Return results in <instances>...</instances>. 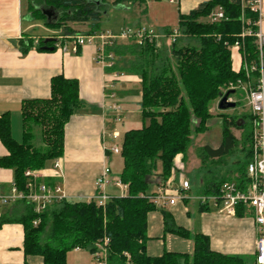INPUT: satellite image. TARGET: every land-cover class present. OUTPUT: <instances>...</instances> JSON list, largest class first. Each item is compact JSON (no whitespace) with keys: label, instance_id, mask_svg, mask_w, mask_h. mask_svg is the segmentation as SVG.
Wrapping results in <instances>:
<instances>
[{"label":"trees","instance_id":"trees-1","mask_svg":"<svg viewBox=\"0 0 264 264\" xmlns=\"http://www.w3.org/2000/svg\"><path fill=\"white\" fill-rule=\"evenodd\" d=\"M29 4L31 18L37 14L44 20L40 8H50L59 14L56 23H44L47 29L58 32L52 36L55 41L46 43L45 39H39L37 50L54 49L57 41H65L64 37L101 33L99 22L109 8L105 0H30ZM215 10H220L223 18L205 22ZM256 19L247 0H208L186 15L179 14L176 29L180 37L169 45L172 66L165 48L152 36L145 37L141 44L132 39L117 40L106 48L115 58L114 66L107 71L139 79L140 114L148 120L146 126L129 129L122 136L119 155L122 168L118 177L126 187V194L111 197L103 208L94 200L63 199L40 214L31 205L17 202L21 213L12 220L23 226L24 255L40 256L43 264H65L69 251L83 249L92 253L94 245L106 238V264H189V261L190 264H246L241 257L213 251L207 236L201 233L191 236L174 225L170 214L164 211L165 232L191 239L192 254L164 252L158 257L148 256L146 216L157 206L149 200L147 191L150 185H163L168 180L177 156H182L184 161L191 133L206 131L212 104L217 103L220 93L237 81L256 87L258 72H250L246 78L244 70L245 65H257L259 60L255 38L246 34L257 30ZM77 25H86V31L74 28ZM171 32L164 31L166 38ZM181 40H187L186 44L178 45ZM19 46L26 52L33 47V41L27 39L19 42ZM234 48L241 58L237 71L231 58ZM262 59L264 64V48ZM235 103L234 109L243 105L240 100ZM80 107L77 82L57 75L50 79L47 98L21 102L20 142L11 137L8 114L0 116V142L7 151L0 158V168L12 171L17 189H24L26 170H40L46 162L63 155L64 126ZM226 113L217 114L222 123L219 146L204 145L197 152L202 173L200 194L215 193L226 182L239 186L247 182L252 116ZM35 128L40 129L38 147L34 143ZM232 129L241 132L239 140ZM157 162L161 170L158 174L155 173ZM201 209L208 207L201 205ZM235 216H250V212L240 206ZM12 220L1 219L0 223ZM36 220L37 224L33 225Z\"/></svg>","mask_w":264,"mask_h":264},{"label":"crops","instance_id":"crops-1","mask_svg":"<svg viewBox=\"0 0 264 264\" xmlns=\"http://www.w3.org/2000/svg\"><path fill=\"white\" fill-rule=\"evenodd\" d=\"M157 1L111 0L108 6L112 4L119 6L120 9L136 8L139 10V18L135 19V25L139 27L140 23H145L159 29L161 33L163 30L176 28L179 14L186 15L208 0H166L168 5H172L171 9L176 7L174 13H169V16L165 11L158 9ZM29 2L30 0H0V116L8 114L11 137L20 142L21 102L47 98L50 79L54 76L62 75L66 79L75 80L81 107L64 126L63 155L57 160L46 162L37 173L40 182L60 185L65 199L88 200L96 193V178L114 156L106 150L114 144L109 138V128H114L117 122L113 121L115 115L110 109L113 100L106 97L110 94L114 96V101L120 108L119 121L129 120L132 114L140 113V90L127 89V84H123L122 89L115 90L113 85L124 81L138 83L140 81L128 74L118 78L110 75L109 71L95 62L94 45H85L76 53H71L63 51L61 49L63 43L57 41L52 50H37L36 44L39 39L52 37L58 32L46 29L47 31L42 34H30L32 25ZM173 18L176 23L167 27V22L173 21ZM260 30L264 34V20ZM163 33L159 35L160 42L168 40L165 35L162 36ZM27 39L33 41V47L23 52L19 42ZM64 44L70 48V42L64 41ZM231 53L232 64L237 71L241 66V58L235 48ZM230 100L236 102L231 97ZM240 101L243 105L237 108V114H249L246 99L241 98ZM6 154L7 151L0 142V158ZM181 158L178 156L177 160L184 165ZM158 166L156 165V174L161 171L160 164ZM175 178L174 175L163 185L152 184L149 187L152 195L160 191L171 196L175 195L174 190H179L180 193L173 204L159 202L157 209L147 214L146 254L151 257L161 256L164 252L188 256L192 254L191 239L165 232L162 213L164 211L170 214L174 225L187 230L191 236L195 233L207 236L213 251L229 256H252L254 261L255 226L251 216H229L212 207L202 210L195 199V195H200L197 193L200 192V188L193 194L190 193V187L188 190H181ZM12 183V171L0 168V194L9 193ZM106 193L110 197H118L125 195L126 191L109 187ZM20 213L16 203L2 205L0 222L1 219H15ZM22 246L23 226L14 220L0 223V264H43L40 256L24 255ZM65 264L95 262L89 251L73 249L66 254Z\"/></svg>","mask_w":264,"mask_h":264},{"label":"built area","instance_id":"built-area-1","mask_svg":"<svg viewBox=\"0 0 264 264\" xmlns=\"http://www.w3.org/2000/svg\"><path fill=\"white\" fill-rule=\"evenodd\" d=\"M247 4L252 12L257 15L254 23L257 30L255 32L247 31V35H252L255 38V44L258 51V64H252L249 67L244 66L246 78L249 77L250 72L256 71L259 74V79L256 87L241 81L236 84H230L228 90H239L244 93L247 106L251 113V142H250V159L246 166L247 182L243 186H239L234 182L223 183L217 192L211 194H200L195 197L200 205L212 207L219 212L229 216H235L238 207H243L250 212V216L255 226V242H254V264H264V64L262 59L264 48V34L260 30L262 21L264 20V3L263 0H247ZM223 15L220 10L212 14L211 20L216 21L222 19ZM154 37L159 39L160 36L154 35L151 30H142L140 28H124L118 36H113L108 32H101L99 34H80L75 36L64 37L65 42H70L68 49L63 43L61 49L76 53L79 48L85 45H94L96 48L95 62L99 64L104 70L111 69L115 62L113 54L106 51L107 47L112 46L113 42L117 40H134L137 44H141L145 37ZM180 37L179 31L174 28L169 35V40L172 42ZM53 38V37H47ZM58 39H62L59 37ZM114 78L123 76V74L110 72ZM106 98L113 100L111 102V111L114 113V122L119 120L120 108L114 101L113 95H108ZM111 140H117L119 133L113 130L109 133ZM114 155H120L121 144H112L107 150ZM178 157V156H177ZM174 159V167L171 170L170 177L174 176L175 171L182 169V162ZM26 184L23 190L17 189L14 182L11 185L10 192L7 194H0V206L6 204H13L17 202H25L33 207V211L40 214L46 211L52 204L65 199L60 185L47 184L39 181V174L37 171L26 170L24 172ZM169 177V178H170ZM168 178V179H169ZM180 185L181 190H188L189 183L182 180ZM96 193L88 199L94 200L96 205L104 207L105 203L111 197L106 193L109 187H116L126 191V187L121 183L119 178L113 177L110 174L109 168L105 165L95 180ZM175 195L171 196L164 191H160L156 195L149 196L156 206L159 202H167L173 204L175 199L179 196V190H174ZM124 196V195H121ZM37 220L33 225L37 224ZM95 250L91 253L95 264H106L107 256V239L105 238L101 243L94 245Z\"/></svg>","mask_w":264,"mask_h":264},{"label":"rangeland","instance_id":"rangeland-1","mask_svg":"<svg viewBox=\"0 0 264 264\" xmlns=\"http://www.w3.org/2000/svg\"><path fill=\"white\" fill-rule=\"evenodd\" d=\"M111 0H105V3L108 5V3ZM159 3L158 9H161L162 11H165L167 15L169 16L170 14H173L176 9V7L172 8V5H168L166 0H158ZM114 5V4H113ZM126 6V5H125ZM213 11L206 19L205 22L213 23L215 21L211 20L212 14L215 13ZM33 18H31V29H30V34H42L45 31H47L45 25H44V20L42 17H39L37 14L32 15ZM172 17H174L172 15ZM139 18V10L133 7H125L124 9H120L119 6L110 4L106 15L101 19L99 22V30L100 32H108L113 36H118L122 29L124 27L128 28H133L137 29L140 28L142 30H151L154 35H161L163 31L160 33V30L155 28L154 26H149L148 24L145 23H140L139 27L135 25V19L137 20ZM176 18V17H175ZM172 21V20H171ZM167 22L166 26L169 27L171 25H174L176 22L173 18V21ZM139 23V22H138ZM77 30H80L81 32L86 31V25H77L76 27ZM53 31L54 33H57V31ZM52 32V33H53ZM164 36V33L162 34ZM59 38V37H58ZM122 41V40H118ZM187 40H181L178 45H185ZM192 43V42H190ZM161 44V45H160ZM159 45L161 47H164L166 50V56L168 60H170L171 66L173 65L172 60L169 57V45H170V40L168 39L167 41L162 40L161 42L159 41ZM163 45V46H162ZM127 75V74H126ZM125 75V76H126ZM123 84H127L126 88L127 89H132L133 91L140 90V83L138 82H133V81H124L121 83H115L113 85V89L115 90H120L123 88ZM243 98V93L242 92H237L235 95L231 96V99L234 100H240ZM212 104L213 110L210 111L211 117L208 119L206 122V131L197 133L195 134L194 132L191 133L190 135V145L189 148L186 152V155L184 156V165L182 166V169L180 171H175L174 175L176 176L175 181L180 184L182 180H186L189 183V187L191 188L190 193H195L196 190L200 188V179L202 177V173L199 171V166L200 162L197 157V152L198 150L204 146H212L216 147L218 143L221 141V131H222V123H221V118L217 115L218 110L216 108V104ZM215 106V107H214ZM237 108V107H236ZM235 111V113H233ZM234 111H226V114H231V115H236L237 109H234ZM148 124V120L142 119L140 113H134L130 116L129 120H118L117 123H115L114 128H109L110 133L115 130L119 133V138L117 140H114L115 145H119L122 142V136L124 132L128 129H135V128H140L142 126H146ZM234 136L236 139H240L241 137V132L238 129H232ZM34 143L35 146L41 145V140H40V129L35 128L34 129ZM182 157V156H181ZM227 162H233L230 159H227ZM157 166L159 165V162L156 164ZM106 166L110 170V174L113 177H118V175L121 173V168H122V160L119 155H114L111 157V161H109ZM159 167V166H158ZM114 188V187H113ZM117 189V188H116ZM121 190V189H120ZM125 192V190H122ZM200 193V192H197ZM122 194V193H121ZM120 194V195H121ZM153 193H151L150 188H148L147 195L152 196ZM198 195V194H197ZM196 197V195H195ZM246 264H254L253 257L252 256H242L241 257Z\"/></svg>","mask_w":264,"mask_h":264},{"label":"water","instance_id":"water-1","mask_svg":"<svg viewBox=\"0 0 264 264\" xmlns=\"http://www.w3.org/2000/svg\"><path fill=\"white\" fill-rule=\"evenodd\" d=\"M40 13L41 15L44 17V23H46L47 25H51L56 23L59 14L57 12H55L53 9L50 8H40ZM55 39L54 38H46L45 42L49 43V42H54ZM44 50H52V47H45L43 48ZM236 93L235 90L230 89L225 91L224 93H220L219 99L216 103V108L218 111L223 112V111H227L230 109H234L236 106V103L234 101L230 100V97L233 96Z\"/></svg>","mask_w":264,"mask_h":264}]
</instances>
